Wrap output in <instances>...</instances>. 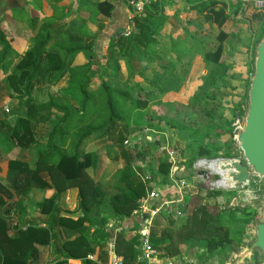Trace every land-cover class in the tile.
Instances as JSON below:
<instances>
[{"label": "trees", "instance_id": "1", "mask_svg": "<svg viewBox=\"0 0 264 264\" xmlns=\"http://www.w3.org/2000/svg\"><path fill=\"white\" fill-rule=\"evenodd\" d=\"M141 1L144 2V8L140 12L128 6L132 16L130 32L125 34V29L121 27L111 36V43L103 56L104 62L100 64V70L96 74L99 77L96 84L93 83L94 74L90 71L97 56L95 43L89 41L86 44L80 41V36L89 38L92 35L85 19H82L77 32L65 30L66 34L57 27L51 29L50 26L53 25L57 13L43 18L42 23H39L40 2L38 0H35L30 11L10 10L0 16V50L2 51L0 68L3 67L5 55L14 49L11 42L17 35L13 20L24 22L30 29L37 30L31 39L30 46L18 61L19 75L10 77L15 90L22 92V96L26 97L29 114L19 119L10 129L9 141L20 148L34 145L38 150L39 161L35 168L30 169L27 163L9 160V167L18 171V182L23 181L17 185V188L24 189L29 178L40 181L39 173L45 171L49 174L51 183L44 182V184L54 189V192L39 203L40 209L50 210L58 201L61 191L78 187L77 207L82 213L77 218L57 215L54 223L58 225V228L49 225L41 226L35 220L26 229H21L20 225H8L7 221L11 218L0 213V264H36L37 260L34 262L32 260L36 255L37 246H48L54 239H58L56 252L62 256L57 258L54 264H69L68 259H80L81 264H94L86 258L89 253L101 259V263L108 264L110 249L107 250V247L110 238L114 239L113 252L122 264L138 262L139 236L137 234L131 239H127L124 234H116L115 229L109 226V216H100V204L96 207V215L99 219L96 221L89 215V208L97 203L98 192L90 181L86 183L84 173L88 168L96 169L102 150L85 151L83 147L89 139L104 136L118 146L119 153L126 163L121 172L124 187H117L118 192L110 195L107 201H102L101 205L107 207L113 216L121 221L127 220L125 227L129 229L132 211L137 207L138 201L146 195L147 190L153 186L146 187L136 173V171L142 172L140 165H131L132 162L146 160L143 154L136 152L137 150L133 149L134 154L129 153V148L124 141L130 131L136 127H130L129 130L127 128L131 124L141 125L140 118L146 117L148 120H153L156 117L151 113L149 116L147 113L148 101L152 98L151 90H146L145 86L139 84L144 88H139L136 93H133L125 82L143 72L141 69H135L134 62H141L146 56L152 57L157 54L156 34L160 36L159 29L169 19L162 0ZM183 1L187 4V10L199 12L204 22L218 29L216 34L218 43L214 50L203 51L199 38L192 34H179L172 40L173 57L177 60L187 55L190 57L201 55L205 63L214 65L215 68L211 71V78L214 80L216 73H222L220 64L223 42L228 37L224 30L229 18L227 10L233 8V14L237 15L240 12L241 3L239 0ZM115 2L116 0L91 2L79 0L78 3L79 9L89 11L90 18H94L96 15L111 16ZM171 15L177 18L175 13ZM191 23L190 19L184 22V28ZM80 54L83 56L74 58ZM46 57L58 59L53 71V82L56 83L65 75L69 76V85L65 90L75 98L77 107L70 103L60 104L51 97H48L46 101H38L33 96L31 87L38 79L41 63ZM154 75L159 74L154 71ZM109 78L112 79L111 82L108 81ZM161 90L164 89L161 88ZM53 109L60 113L59 119L54 123L46 142L42 143L35 138L34 129L39 124L50 120ZM135 114L138 115V120L134 119ZM119 120L123 123L117 124ZM164 120L168 125L173 122L170 118H164ZM118 126L124 129V132L117 130ZM141 127L143 125L139 128ZM126 130L127 133H125ZM228 154L220 153L218 148L200 146L196 157H229ZM188 163L190 165L192 160ZM169 167L167 159H162L157 174L151 177L153 182L170 184ZM22 172H28V178H21ZM160 177L161 179L158 180ZM212 190L208 191L209 196H214ZM2 204L3 201L0 199V206ZM19 206L20 202L15 204V207ZM183 210L180 216L168 213L156 216L150 230V242L153 248L159 251L160 257L164 258H172L179 254L182 244H188L190 248L198 247L201 250L195 253L199 260L198 264H203L202 250L206 253L216 249L223 250L233 242L230 230L223 220L234 221L235 214L238 212L247 216L245 226L236 232L239 244L246 224L255 215L254 211L247 208L242 211L221 209L216 204L210 206L200 202H196L189 211L185 207ZM9 211L10 209L7 213ZM161 220L165 222V225L160 226ZM89 226L92 228L91 232ZM9 228L15 230L14 236L8 235ZM65 230L67 236L64 237L62 231L65 232Z\"/></svg>", "mask_w": 264, "mask_h": 264}, {"label": "rangeland", "instance_id": "2", "mask_svg": "<svg viewBox=\"0 0 264 264\" xmlns=\"http://www.w3.org/2000/svg\"><path fill=\"white\" fill-rule=\"evenodd\" d=\"M91 1L94 0H89V2ZM239 2L241 3L240 12L237 15L233 14V8L227 10L229 18L224 30L227 32L228 37L223 42L222 62L220 64V71L222 70V73H216L215 79L212 80L211 71L215 68L214 65L205 63L201 55L199 57L187 55L175 60L173 57L172 40L179 34H192L197 39L199 38L201 50H214L218 43L216 39L218 29L204 22L199 12L187 10V4L183 0H162L163 6L166 7V14H169V19L159 29L160 36L156 34L157 44H155V48L157 54H154L152 57L146 56L148 58L145 57L141 62H134L135 69H141L143 72L131 79L129 78L125 82L133 93H136L139 88H144L141 85L146 87L144 89L151 90L152 98L148 101L147 113L149 116L151 113L156 117L153 120H148L146 117V120L140 118L139 121L143 125L141 128H139L140 124H131L127 128L129 130L130 127H136L130 131L126 138L129 139L128 142L130 144L134 145L133 148L137 150L136 152L145 156L146 161L141 160L131 163L132 166L140 165L142 167V172L136 171L140 178L141 176L146 178L157 174L161 160L167 159L170 164L169 179L170 173L173 171V176L178 179L192 182V180L196 179L192 164L197 158L196 155L200 146L218 148L220 153H229V157L236 156V152L232 147L233 124L235 119L240 118L244 112L247 103V89L253 71L254 44L259 40L264 31V1L239 0ZM174 13L177 18L171 15ZM100 18L101 20H99L96 26L95 35L89 38L80 36L82 43L87 44L90 41L94 42L96 46L95 51L97 56L90 69L92 74H94V84L99 81V77L96 74L100 70V64L104 62L103 56L106 54V49L111 43V36L115 33L110 28L105 30L107 19L103 16H100ZM188 18L192 23L187 28H184L183 23L188 21ZM127 20L128 27L126 30L132 26L128 17ZM57 28L62 30L64 25H60ZM70 30L74 31L73 25L70 28L68 25L66 32ZM33 33L32 31L31 34ZM21 37L23 36L19 35V37L13 39L14 41L11 42V45L14 49L5 55L3 67L0 68V107L2 110L4 106L9 108L8 112H3L6 117L9 115V121H14L15 124L19 119L29 114L26 97L22 96V92L16 91L11 84L13 80L10 81L11 76L19 75L18 61L25 53L27 46H30V44H26V41H28L27 35L19 39ZM22 41L24 42L23 45H21ZM1 53L2 51L0 50V58ZM81 55L74 58H79ZM57 62V58L46 57L43 60L38 79L31 87V92L38 101H46L48 97H51L60 104L70 103L72 106L77 107L78 104L75 98L65 90L66 86L69 85V76L65 75L56 83L53 82V71L56 68ZM154 71L159 75H154ZM108 81L111 82L112 79L109 78ZM161 88L164 90L162 91ZM140 95L142 96V92ZM52 111L50 120L39 124L34 129L35 138L42 143L46 142L54 123L59 119L60 113L55 109ZM135 115L134 119L138 120V115ZM164 118L172 119L171 125L166 124L167 122ZM6 122L8 123V121ZM122 123L123 121L121 120L117 121V124ZM119 129L121 132H124V129L118 126L117 130ZM127 130L125 133H127ZM126 146L129 148V153L134 154L135 151L131 145ZM99 149L102 150V153L96 169L88 168L84 173L86 183L90 181L95 185L94 187L98 192L97 203L92 205L88 212L97 221L99 217L96 215V207L100 204V216H109V226L115 228V224L119 223L121 219L113 216L112 212L104 205H101V203L102 201H107L110 195L118 192L119 189L117 187H124L121 172L125 168L126 163L119 153L118 146L107 136L89 139L83 147L85 151ZM169 159H172V163L169 162ZM189 160H192L190 165H188ZM31 161L27 164L30 169L35 168L39 162L38 155L32 164H30ZM41 174L39 173L40 177ZM20 175H22L21 178H28V172H22ZM160 179L161 177L158 178V180ZM41 180L42 182H40ZM36 181L42 187L47 184L42 177L40 181ZM141 181L143 182L142 179ZM198 183L192 188V193L188 192L184 197L186 201L185 208H188V211L196 202L210 206L216 204L221 209H229V205L238 194L236 190L228 188L224 190L214 189L220 191L215 192L209 186L203 185L201 182ZM200 184H202V187H200ZM162 185L166 184L158 183L157 187L162 190ZM73 188L78 190V187ZM209 190H212L211 192L214 196H209ZM47 192L49 190L45 188L39 189L40 198H44ZM12 207L16 209L15 206ZM34 208L37 211L36 205ZM247 209L256 213L255 207H248ZM69 212L76 213L64 215L71 218H77L82 215L77 206ZM235 215L234 221L223 220L226 227L230 230L231 237L234 239L233 242L223 250L216 249L207 253L202 250L203 264H225L226 256H230L232 251L239 247L241 238L238 244V234L236 232L245 226L247 216L240 212ZM21 216L24 215L21 214ZM6 217L9 218L8 213ZM12 221L8 219V225ZM19 221L20 226L25 223L31 224L35 222L34 219L32 221H24V217H20ZM251 222L252 219L246 224V229ZM163 225H165V222L161 220L160 226ZM89 230L90 232L92 231L90 226ZM8 233L10 236H14L15 230H8ZM115 233L124 234L127 239L135 237V233L131 229L126 231L125 227L119 231H115ZM62 234L64 237L67 236L66 230ZM108 249H110L109 246L107 247ZM108 251L110 252L108 261L111 264L113 249ZM199 251L201 250L198 247L190 248L188 244H182L181 252L173 256V258L176 263L198 264L199 260L196 258L195 253ZM38 257L40 258L39 264H44V260L47 258V261H51L50 259L54 260L51 255H48L46 250H42ZM160 258L164 257L161 256Z\"/></svg>", "mask_w": 264, "mask_h": 264}, {"label": "crops", "instance_id": "3", "mask_svg": "<svg viewBox=\"0 0 264 264\" xmlns=\"http://www.w3.org/2000/svg\"><path fill=\"white\" fill-rule=\"evenodd\" d=\"M38 1L40 2V9L38 10L39 23H42L43 18L49 17L53 13H57L56 19L54 20V23H52L53 25L50 26L51 29L52 27H60V25H64V28L62 30L65 31L68 29V25L69 28L73 25L74 32H77L78 27L80 26V24H82V19H85L90 34L95 35V30L97 29L96 26L99 23V20H101L100 16H103L96 15L94 18H90V12L79 9V3H77L78 0ZM34 3L35 0H0V16L10 10L24 9L26 11H30L34 6ZM130 14L131 12L126 2L122 0H116L115 7L112 11L111 16H103L107 19V22H105V30H108V28H110L111 30L115 31L121 27L126 29L128 27L127 17H129ZM13 23L14 25H16V37L22 35L23 37L19 38L22 39L25 37V35H27L28 41H26V44H31V39L35 36L37 30L30 29L26 23L19 20H13ZM32 31L34 32L33 34H31ZM21 43V45L24 44L23 41ZM28 47L29 45L27 46V49ZM9 118V115H7L6 117L2 108L0 107V199H2L3 201V204L0 206V213L3 216H7V210L9 209V207L15 206L16 203L20 202V206L16 207L18 219L20 217H24V221H31L34 219L41 226L49 225L58 228V225L54 223L57 215L65 216L64 214L73 215L74 213H76H70L69 211H72L77 206L78 190H75V188L72 187L61 191L58 201H56V203L52 205V208L50 210L48 209L42 211L40 209L39 203L44 198L50 197L53 194L54 189H52L48 185L42 187L36 181V179L33 178L28 179V182H26L27 184L24 189L20 190L17 188L19 177L18 171L14 168L9 167V160L13 159L21 162H26L27 164H29V162L32 160L30 163L32 164L33 160L36 159L38 155V150L34 145H31L28 148H20V146L16 147L11 144V142L9 141V132L10 129L14 127L15 122H10ZM6 121H8V123ZM41 173L42 179L47 183H51L49 174L45 171ZM43 188L49 190V192L45 194L44 198L41 197V199L39 189ZM35 205L37 206V211L34 208ZM21 214L24 216H21ZM115 225V228H117L119 223L117 222ZM8 230H11V228ZM8 235L10 234L8 233ZM57 245L58 239H54L52 244L48 246H37V252L32 261L34 262L37 260L36 264H39L40 258L38 256L40 255V252L42 250H46L48 252V255H51L54 260L52 261V259H50L51 261H47V258L46 260H44V264H54L57 258L62 257L60 253L56 252ZM98 259L99 258H97V260ZM98 261L101 262V259H99ZM117 261L119 260L117 259ZM68 263L81 264L82 261L80 259H68ZM108 264H110V261H108Z\"/></svg>", "mask_w": 264, "mask_h": 264}, {"label": "water", "instance_id": "4", "mask_svg": "<svg viewBox=\"0 0 264 264\" xmlns=\"http://www.w3.org/2000/svg\"><path fill=\"white\" fill-rule=\"evenodd\" d=\"M254 45L247 103L233 124L236 156L225 158L218 167L224 170L227 187L238 193L229 209L255 207L256 213L225 264H264V31Z\"/></svg>", "mask_w": 264, "mask_h": 264}, {"label": "built area", "instance_id": "5", "mask_svg": "<svg viewBox=\"0 0 264 264\" xmlns=\"http://www.w3.org/2000/svg\"><path fill=\"white\" fill-rule=\"evenodd\" d=\"M125 1V0H124ZM127 1V2H126ZM126 4L135 8L137 12H140L144 8V2L140 0H126ZM129 21H131L132 16L129 15ZM131 28V26H130ZM129 29H125V34L130 32ZM4 112H8L9 108L7 106L3 107ZM129 139H126L124 143L126 145H131L133 148L134 145L128 142ZM135 149V148H133ZM227 157L218 156V157H197L192 164V169L196 174V179L192 182H186L182 179H178L173 176V171L170 173L171 184L162 185L163 189H159L158 184L153 182L152 176H148L141 179L145 186H153L150 190H147L146 195L138 201L137 207L131 213V229L133 233L139 236V255L138 262L136 264H181L176 263L175 259L172 258H160V253L158 250H155L150 242V230L153 226V220L161 213H168L173 216H180L183 213V208L186 206V201L184 199L185 195L188 192L193 191V187L198 182L203 183V185L209 186L210 189H220L224 190L227 187L225 184V179L223 177L224 170L218 168L219 163ZM169 162L172 163V159H169ZM199 184V183H198ZM229 189V188H228ZM175 196V197H173ZM9 217L11 220V225H19V220L17 217L16 209L11 207L9 208ZM127 220L120 221L115 231L121 230L125 227ZM30 223H25L20 226L21 229H26L29 227ZM125 227V230H129ZM108 246L110 249L114 248V239L109 240ZM87 259L94 262V264H103L96 259V257L89 253L86 256ZM111 264H122L120 261H117L116 255L112 253Z\"/></svg>", "mask_w": 264, "mask_h": 264}, {"label": "bare ground", "instance_id": "6", "mask_svg": "<svg viewBox=\"0 0 264 264\" xmlns=\"http://www.w3.org/2000/svg\"><path fill=\"white\" fill-rule=\"evenodd\" d=\"M219 168V167H218Z\"/></svg>", "mask_w": 264, "mask_h": 264}]
</instances>
